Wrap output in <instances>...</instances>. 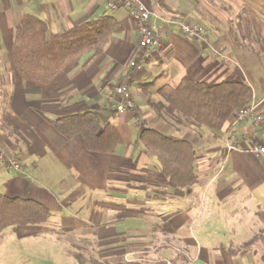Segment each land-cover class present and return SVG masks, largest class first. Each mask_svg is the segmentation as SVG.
I'll use <instances>...</instances> for the list:
<instances>
[{
  "label": "crops",
  "instance_id": "1",
  "mask_svg": "<svg viewBox=\"0 0 264 264\" xmlns=\"http://www.w3.org/2000/svg\"><path fill=\"white\" fill-rule=\"evenodd\" d=\"M109 1L0 0V193L51 212L45 225L17 235L71 236L67 264H256L264 257V154L251 148H264V0H140L158 36L145 50L129 11ZM103 13L118 27L100 54L45 84L14 71L10 45L24 14L51 35ZM179 22L200 36L188 38ZM134 60L139 70L129 67ZM183 78L246 83L262 122L230 117L213 132L181 120L156 91ZM122 84L132 107L120 113L113 93ZM84 112L99 118L100 131L120 128L122 142L89 151L55 129L56 119ZM145 129L193 146L194 184L170 183L139 139Z\"/></svg>",
  "mask_w": 264,
  "mask_h": 264
},
{
  "label": "trees",
  "instance_id": "2",
  "mask_svg": "<svg viewBox=\"0 0 264 264\" xmlns=\"http://www.w3.org/2000/svg\"><path fill=\"white\" fill-rule=\"evenodd\" d=\"M20 19L13 31L10 59L21 79L40 84L52 82L58 73L68 70L83 55L100 54L118 27L112 16L103 13L96 19L49 35L46 23L38 17L24 14ZM156 92L161 99V108L170 106L181 120L213 132L220 131L230 117L234 118L236 111L252 102L251 88L240 81L208 85L183 78L175 88L165 85ZM98 119L92 112H84L58 118L54 127L67 139L79 137L89 151L113 149L122 142L117 133L120 128L106 127L100 131ZM139 139L156 158L162 174L170 183L180 188L194 184L195 156L190 143L153 129L140 131ZM50 213L38 202L9 198L0 193V235L7 228L45 225ZM251 243L253 240L242 246Z\"/></svg>",
  "mask_w": 264,
  "mask_h": 264
},
{
  "label": "rangeland",
  "instance_id": "3",
  "mask_svg": "<svg viewBox=\"0 0 264 264\" xmlns=\"http://www.w3.org/2000/svg\"><path fill=\"white\" fill-rule=\"evenodd\" d=\"M23 13L28 12L22 8ZM110 13V12H107ZM35 231L36 227L7 228L0 235V264H67V254L71 250V236L58 234H35L19 237L20 229ZM70 243V249L64 247ZM63 248V249H62ZM60 249V250H58ZM72 254V253H71ZM65 256V259H64ZM69 256V255H68ZM257 257H260L259 254ZM264 258V257H263ZM258 259L256 264H264V259ZM263 259V260H262Z\"/></svg>",
  "mask_w": 264,
  "mask_h": 264
},
{
  "label": "built area",
  "instance_id": "4",
  "mask_svg": "<svg viewBox=\"0 0 264 264\" xmlns=\"http://www.w3.org/2000/svg\"><path fill=\"white\" fill-rule=\"evenodd\" d=\"M109 9L114 10L118 7H124L129 11V15L132 16L135 27L137 28L140 40V48L145 50L151 46H154L158 43V36L153 34L152 28L150 27V11L148 7L140 0H110L108 4ZM180 30L182 34L186 35L188 38H196L200 36V29L195 26L187 25L186 23L179 22ZM129 67L139 70V63L135 60L130 62ZM127 86L125 84L117 85L114 88V93L120 98L119 104L115 106L117 112H123L127 108H131L130 93H128ZM233 120L242 121L246 117L252 116L256 124L262 122V117L256 114L255 106H248L244 109H240L235 112ZM226 151H231L234 149L233 145H226ZM252 153L264 154V148L259 146H252ZM6 164L9 168H12L15 171L20 170V165L15 159L7 160ZM162 264H172L169 261H162Z\"/></svg>",
  "mask_w": 264,
  "mask_h": 264
}]
</instances>
